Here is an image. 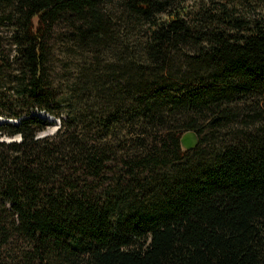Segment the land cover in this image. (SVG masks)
I'll use <instances>...</instances> for the list:
<instances>
[{
	"label": "trees",
	"instance_id": "obj_1",
	"mask_svg": "<svg viewBox=\"0 0 264 264\" xmlns=\"http://www.w3.org/2000/svg\"><path fill=\"white\" fill-rule=\"evenodd\" d=\"M0 25V116L25 115L0 264H264V0H0Z\"/></svg>",
	"mask_w": 264,
	"mask_h": 264
},
{
	"label": "water",
	"instance_id": "obj_2",
	"mask_svg": "<svg viewBox=\"0 0 264 264\" xmlns=\"http://www.w3.org/2000/svg\"><path fill=\"white\" fill-rule=\"evenodd\" d=\"M33 114H37L38 116H40L41 118L46 119L50 123L56 122V119L52 115H49L47 113H43V112L36 113V112H33ZM24 117H25V115L21 116V117H19L17 119H11V118H6V117L0 116V123L10 122V123H13V124H17ZM58 127H56V129H58ZM55 131L56 130L54 128V129L50 130V133L42 132L40 137L53 134ZM4 140H7L9 142V141L15 140V138H8V139H4ZM180 144H181V147L183 149H185V150H191V149L195 148L199 144L198 133L196 131H194V130H191V129L184 131L182 133V135L180 136Z\"/></svg>",
	"mask_w": 264,
	"mask_h": 264
},
{
	"label": "rangeland",
	"instance_id": "obj_3",
	"mask_svg": "<svg viewBox=\"0 0 264 264\" xmlns=\"http://www.w3.org/2000/svg\"><path fill=\"white\" fill-rule=\"evenodd\" d=\"M9 37H10V31L9 28L5 25H0V45L2 47H7L8 43H9ZM56 119V123H54L51 127L48 128V130H46L45 132L50 133L51 129L56 130V127L59 126L60 123V119L58 117H54ZM6 139L10 138V137H5Z\"/></svg>",
	"mask_w": 264,
	"mask_h": 264
},
{
	"label": "clouds",
	"instance_id": "obj_4",
	"mask_svg": "<svg viewBox=\"0 0 264 264\" xmlns=\"http://www.w3.org/2000/svg\"><path fill=\"white\" fill-rule=\"evenodd\" d=\"M40 135L41 134H38L36 137H34V139H40ZM22 139V138H21Z\"/></svg>",
	"mask_w": 264,
	"mask_h": 264
}]
</instances>
